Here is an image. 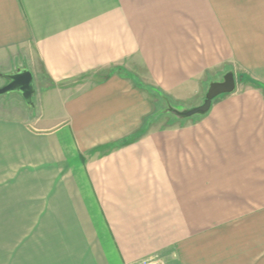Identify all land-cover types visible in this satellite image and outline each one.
<instances>
[{
    "label": "crops",
    "instance_id": "0c3cea01",
    "mask_svg": "<svg viewBox=\"0 0 264 264\" xmlns=\"http://www.w3.org/2000/svg\"><path fill=\"white\" fill-rule=\"evenodd\" d=\"M260 43L264 0H0V80L36 82L0 107V264H264ZM242 67L145 125L150 87L197 107Z\"/></svg>",
    "mask_w": 264,
    "mask_h": 264
},
{
    "label": "water",
    "instance_id": "95a60500",
    "mask_svg": "<svg viewBox=\"0 0 264 264\" xmlns=\"http://www.w3.org/2000/svg\"><path fill=\"white\" fill-rule=\"evenodd\" d=\"M7 83L0 88V95L9 92H18L24 103L28 106L33 104L32 96L34 94V78L33 74L26 69H19L16 72L3 75ZM236 80L232 72H228L223 76L222 81L212 82L205 93L204 101L200 106L188 109L186 112L179 113V117H192L196 114L205 113L211 106L212 100L223 94H230L235 90Z\"/></svg>",
    "mask_w": 264,
    "mask_h": 264
},
{
    "label": "rangeland",
    "instance_id": "374dc122",
    "mask_svg": "<svg viewBox=\"0 0 264 264\" xmlns=\"http://www.w3.org/2000/svg\"><path fill=\"white\" fill-rule=\"evenodd\" d=\"M260 48H261V50L264 51V43H260ZM262 54L264 55V53H262ZM247 68H249V67L238 68L237 69V70H239L238 73H240V72H242V73L241 74L237 73L236 75H234L235 80L238 84L237 89L240 91V90H243L245 87H249V86H252L253 88L260 89L261 87L256 85V84H259L260 86H262L260 83L257 82L256 84H252L248 81V79H251V77L253 76L252 78H257L258 79L257 81H259V80L261 81V79H259V78H261V74L255 73V74L251 75V74L247 73V71H246V70H248ZM109 72H110V69L99 74L97 77L98 78H104L105 76L108 75ZM1 78H2V80H0V88H2L7 83V80L3 77V75ZM35 85H36V82L34 81V84H33L34 89H35ZM18 94H19L18 92H9V93H5L3 95H0V107L2 109L3 108H8V109L14 108L16 110H19V108L21 106H24V104H23L22 97L19 96ZM34 94H35V92H34ZM34 94H33L32 98L34 97ZM150 94L152 95L153 98L156 99V101H157V98H160V96H161L157 91L155 93L152 91V92H150ZM153 94H155V96ZM203 100H201L200 102L202 103ZM160 106H161L160 108H156V110L153 113V117L151 119L160 120L159 122L162 124H165V126L172 124L173 122L177 121L175 119V117L171 116L168 113H165L164 109L166 108V106H165L164 102H162ZM191 108H194V106L190 107L189 109H191ZM186 111H188V109H184L182 112H186Z\"/></svg>",
    "mask_w": 264,
    "mask_h": 264
},
{
    "label": "trees",
    "instance_id": "16d2710c",
    "mask_svg": "<svg viewBox=\"0 0 264 264\" xmlns=\"http://www.w3.org/2000/svg\"><path fill=\"white\" fill-rule=\"evenodd\" d=\"M148 90L150 92L153 91L154 93L157 91L161 95L160 98H157V101L155 103V110H156V108H160L161 103L164 102L165 106H166V108L164 109L165 113H168L171 116L175 117L176 120L184 119V118L179 117V112L181 113L184 109H189L190 107H187V106H185V104H182V103H179V102H176L174 100L169 99L167 96L160 93L157 89L152 90V88L150 87ZM153 95L155 96V94H153ZM151 120H152L151 118L145 119V125L148 124ZM144 130H145V128L141 129L140 132H142Z\"/></svg>",
    "mask_w": 264,
    "mask_h": 264
},
{
    "label": "built area",
    "instance_id": "2783aa9c",
    "mask_svg": "<svg viewBox=\"0 0 264 264\" xmlns=\"http://www.w3.org/2000/svg\"><path fill=\"white\" fill-rule=\"evenodd\" d=\"M135 264H166V263L160 259H147V260L139 261L138 263Z\"/></svg>",
    "mask_w": 264,
    "mask_h": 264
}]
</instances>
